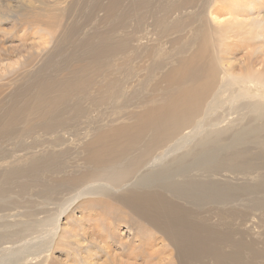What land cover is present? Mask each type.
Listing matches in <instances>:
<instances>
[{"label": "bare ground", "instance_id": "6f19581e", "mask_svg": "<svg viewBox=\"0 0 264 264\" xmlns=\"http://www.w3.org/2000/svg\"><path fill=\"white\" fill-rule=\"evenodd\" d=\"M74 1V5L85 3V0ZM86 1L90 16L87 14L84 18L98 20L96 11L102 12L100 23L114 19L112 16H118L117 19L121 20L125 14L136 15L152 4V0ZM161 1L155 0L154 4ZM192 1L166 0L164 5L158 7V18L153 16L154 27L170 34L184 30L182 27L185 24H195L194 29L186 27L188 33L172 45L174 54H162V49L153 52L148 45L139 44L140 39L133 45L137 49V57L145 59L143 62L148 61L150 55L155 58L150 65H143L140 69L143 72L142 79L138 80L137 92L131 101L122 100L127 89L117 85V78L110 81L103 77L113 57L129 53L132 46L128 48L120 40L115 44L108 41L107 44L108 39L102 38L93 47L89 43L83 44L85 56H94L86 60L85 57L78 60L69 58L63 64L65 69L57 73L54 69L56 76L65 74L62 78L50 79L38 75L30 78L11 95L5 96L7 99L0 98L1 146L12 142L17 144L18 137L22 135L21 130L26 131L30 127L42 131L45 137L43 145H39L38 141L27 145L28 150L35 151L29 158V166L35 177L41 176L43 172V162H40L36 152H42L44 148H38L49 143L51 150L64 145L67 123L79 113L88 111L79 109L77 103L89 96L93 83L99 93L98 98L93 100L95 104L103 103V95L106 94L118 105L120 111L112 123L131 121L130 124H115L108 130L105 124L101 126L103 130L77 147L80 156L72 169L78 168L81 171L64 177L49 191L50 198L54 194L55 200L60 202L58 206L63 208L46 233H35V226L25 225L23 228L17 227V224H0V264H51L54 261L51 255L54 250L60 246L64 249L70 246L72 249L71 245L77 247L73 251L79 252L76 255L86 264L85 256L88 259L94 257L95 248L98 247L87 241L90 235L78 222H74L68 232L62 229L61 219L67 217L82 200L96 198L114 201L119 206L114 210L99 209V213L91 214L88 219L94 222L91 235L98 234V239L101 238L105 244L107 254L118 241L122 247L121 255L131 261L147 264L159 256L160 250L156 251L152 247L154 234L147 235L143 230L148 226L175 249L178 264L201 262L204 259L211 260L213 264H255L258 258H264V249L257 250V243L244 241L241 237L236 239L234 236L238 234H232L230 230H216L207 224V220L197 217L195 211L166 197V194L171 197L182 195L189 197L193 205L204 204L211 210L216 205L218 212L228 214L230 211L232 214L240 206L234 205L240 203V197L264 193L263 174L254 171L255 159L250 158V151L245 149L246 145L256 144L264 152V12L254 7L251 0H213L203 5L195 17L196 21L190 20L187 23L174 20L169 21L168 26L167 17L181 7L186 8ZM6 2L9 5L16 3L18 7L31 12L36 11L33 10L35 4L44 9L49 7L45 0ZM262 2L264 7V0ZM13 6L8 11L0 0V23L10 17L15 10ZM15 16L16 21L22 17L18 11ZM222 16L226 20L219 22ZM67 31L62 32L58 45L63 40L68 47L77 39L75 34L71 36ZM143 32L144 29L140 30L138 36ZM239 44L245 49L254 50L260 57L250 60L252 54L244 53L242 58H236ZM158 58H163L161 61L164 63ZM84 60L87 63L81 70L74 69L73 65L82 64ZM86 74L94 78L88 87ZM94 75L102 77L97 84ZM2 88L0 86V92ZM130 88L128 90H133ZM149 88L151 95L135 100L138 95L150 91ZM73 97L83 99L75 102L72 108L65 111L61 109L64 101ZM92 107L91 101L89 109ZM136 109L143 111L135 114ZM71 112L76 115L71 117ZM56 124L58 131L52 134ZM51 136H55L54 141ZM1 155L0 162L7 167L19 159L3 156V152ZM24 169L15 167L9 171H0V212L5 206L3 197L14 192V188L17 189L15 193L26 192L23 185L7 183L9 178H15ZM59 169L62 171V167L59 166ZM48 172L54 174L52 170ZM224 174L235 176V180L244 183L233 182L226 187L222 180L226 179ZM247 179H252V185H246ZM254 205L255 210L264 213L262 203L255 202ZM86 206L87 209H94L93 205L90 208ZM120 208H124V211ZM123 213L129 222H125ZM15 215L10 214V218ZM6 218V215L0 214V222ZM110 226L113 230L109 229ZM120 227L127 229H124L125 233L131 236L127 243L122 239L116 240ZM224 247L229 250L223 251ZM70 248L67 249L68 256L72 254ZM243 252L248 255L245 260L241 258ZM108 262L113 263V258L109 257Z\"/></svg>", "mask_w": 264, "mask_h": 264}, {"label": "rangeland", "instance_id": "374dc122", "mask_svg": "<svg viewBox=\"0 0 264 264\" xmlns=\"http://www.w3.org/2000/svg\"><path fill=\"white\" fill-rule=\"evenodd\" d=\"M73 1L74 0H45L46 4L49 7L44 9L42 6L35 4L33 6V10H36L35 12H31V10H25L24 7H18V4L16 3L10 4L11 6H15V10L12 11L11 14L12 16L10 15V17L12 18L6 16L7 18H5L7 20L4 19V22L0 23V86L3 87L0 92V98H2L3 100L7 99V97L5 96L11 95L13 91L21 88L24 84H26V82L30 78H34L38 75L42 78H62L63 76H65V74L56 76V73L58 72V70L65 69V65L63 64L66 62V60L69 58L78 60L84 57L86 60L94 56L92 54H90L89 57L85 56L83 44L89 43L93 47L96 46V43L98 41L101 42L102 38L105 40L108 39L106 40L107 44L108 41L111 42V44H115L117 40H120L123 42V44L126 43V45H128V48L132 46L131 50H129V53H124L113 57V61L109 64V67L104 72L103 77L105 80L110 81L117 78V85L123 86L127 89L122 96V100L131 101V98H133V94L137 92L136 87L139 84L138 80L142 79L143 72H140V69L143 67V65H150L155 58L150 55L147 57L148 61L143 62L145 59L141 60L139 57H137V49L136 47H133V45H136V41L140 39L139 44L144 43L148 45V47L151 48L153 52L157 49H162V54H174L173 51L175 49L173 50L172 45L177 42L178 39H182L186 35V32L188 33L186 27H189L191 29H194L195 27V24H185L182 27V29L184 30L173 34L156 29L154 27V17L158 18V7L164 5V3H166V0H163V2H157L155 4V0H152V4L149 6V8H145L146 10L139 11L136 15L134 14L133 16H127L125 14L123 15L124 17L121 20L117 19L118 16L116 18L112 16L114 19L107 22L103 21L102 23H100L103 15L102 12L99 13L98 11H96L98 20H94L93 18H84L85 16H87V14L89 15L90 12V9H87L86 6L88 1L85 0V3L82 5H74L75 1ZM103 1L105 2V0ZM211 1L213 0H193L192 3H190L188 6L185 5L186 8L181 7V9L176 11L173 15L167 17V25H170L169 21L172 22L174 20L175 22L187 21V23H190V20L192 22H194V20L196 21L195 17L198 12L203 9V5L208 4ZM251 1H253L254 7H256L257 9L260 8V10L264 12L262 0ZM5 2L6 0H2V4L4 6L6 5V7L8 8L6 9L8 11L9 9L12 10V7L9 5V3L6 2L5 4ZM135 3L137 2L135 1ZM7 4L10 8L7 6ZM183 9H185L186 11H184ZM24 10L28 12L27 15H25L26 12H24ZM17 11L22 15V17L20 18L18 17L19 21H16L17 18L15 14L17 13ZM184 12H187V14H184ZM192 12L196 14H193ZM7 15H9V13ZM36 15L41 16L37 18ZM223 16L222 19L218 20L219 22H223L226 20V18ZM66 29L68 30L67 34H71V36L75 34L77 36V39L68 47H66V42H64L63 40L59 45L57 44L62 32ZM143 29L144 32L141 34L142 36H138L140 30ZM112 35L113 37H111ZM240 44L239 47H237L236 58H242L244 56V53L252 54L250 60L254 57H260V55L257 54V52H255L254 50L253 52L250 49H245L244 46ZM158 45L160 46V48H157ZM82 50H84V52ZM206 54H209V51H206ZM104 58L106 59L107 57ZM109 59L110 58H108L107 60ZM162 59L163 58H158L157 60L162 62ZM85 60L82 62V64H79L77 66L73 65L74 69L81 70V67L86 65L87 63L85 62ZM112 64L114 65L112 66ZM54 69L56 73L54 72ZM164 70H162L160 73H162ZM85 77V80L88 83V87L93 83L91 81L94 78H89L90 76H88L87 74ZM95 78L97 79V84L102 77L96 75ZM93 84L90 86L89 96L87 98L83 99L81 97H73V99L70 98L67 101H64V106L63 108H61L64 111L72 108L75 105V102H78V100L80 99L83 100L77 103L78 108L81 110L88 109V111L85 113H79L76 118L67 123L66 129L64 131V137L66 138V142L64 143V145L60 147H53V149L51 150V145L49 143L45 145V147L43 146L38 148H44L45 150H43L42 152H39L38 150L36 152L37 156L40 158V162H43V172L41 176L35 177L32 168L29 166V158L35 151L33 152V150H28L27 145L33 144L36 141L40 143L39 145H43V140L45 139V137L42 136V131L39 132L33 127L28 128L26 131L21 130L22 135L18 137L17 144H15V142H12L11 144L8 143L10 145H0V157H2L1 154L3 152V156L7 155V157L20 159H18V162L10 167H7L0 162V164L2 165H0V171H9L15 167H18V169L25 167L22 172H18L15 178H9L7 180V183L9 184L12 182L15 185L17 184L16 186L23 185L26 191L24 193H19V191L18 193H15L17 189L14 188V192L8 193L5 197H3L5 206L0 214L6 215L7 218L1 221L0 224H17V227L23 228H25V225L26 227L35 226V233H46V231H48L53 226L55 220L57 219V217H59L63 208H60L58 206L60 202L55 200L54 194H52V198H50L48 194L49 191L53 187H55L57 183L62 181L64 177L72 176L81 171L78 168H76L75 170L72 169V167L75 165L74 163L77 157L80 156V149H77V147L83 144L85 141L89 140L96 132L103 130L104 127L101 126L105 124L108 126V128L105 129L108 130L115 124H123L124 122L125 124L131 123V121H120L112 123V121L118 116L116 115V113L120 111L118 109V105L115 102L111 101L112 99L107 97L108 95L106 94L103 95V103L95 104L93 100L98 98L99 93L97 92V86H94ZM128 88L133 90L130 91L128 90ZM150 88V91L145 92L146 94L144 93L138 95L136 98L134 97L135 100L139 101L141 98H145L151 95L152 92ZM90 100L93 104V107L91 109H89V105L91 102ZM142 111L143 109H136L134 112L136 114ZM60 114L63 115V113ZM70 114L71 117L76 115V113L74 112H71ZM57 131L58 126L56 124V127L54 128L52 134L57 133ZM54 138L55 136H51L52 141H54ZM57 145H59V143ZM255 145L256 144L246 145L245 149L250 151L251 154L249 157L255 159L254 165L256 166L253 167L254 171H258L257 173H261V175L263 174L262 177H264V152H261V149H259V147ZM41 157H45V159ZM9 161H12V159ZM59 166L62 167V171H60ZM51 170L54 174H50L48 172ZM224 175L226 176V179L222 180L224 182L223 185L226 187L227 185L233 184V182L234 184L244 183L235 180V176H231L229 174ZM256 177L257 176H255L254 178ZM237 178L241 179V177ZM250 182L253 183L252 179H247L245 183H247L246 185H252V183ZM167 196L170 199L175 200V202H177L178 204L182 205V207L189 208L192 211H195L197 217H199L200 219H204L205 221L207 220V224L214 227L216 230H230L232 234H238L237 236L235 235L234 238L237 239L238 237H241V239L244 241L251 240L254 243H257V250L264 249V213L253 208V206H255V202L262 203L264 206V193L253 195L251 194L240 197V203H234V205L240 204V206L235 211H233L232 214L229 213L230 211L228 212V214H224L225 212H218L216 210L218 206L216 205L214 207V210H211V208L204 204L200 205V203L197 205H193L189 197H181L182 195L180 196L181 198L173 196L171 197L170 194H166V197ZM100 203L102 206L100 205ZM114 203V201H110L107 199L97 200V198L82 200L76 206H74V208L68 213L67 217L61 219V227L62 229L70 232V229H72L74 226V222H78V225L89 233L90 237H87V241L93 242V244H95L98 248H95L94 257L88 259V256H85V259H87L86 264H120V262H122V264H144L140 263L141 261H131L127 257L122 256V247L120 246V243H118V241H116L115 245H112L109 254H107L105 244L101 242V238L98 239V234H95V236L91 235V233L94 231L91 229V226L94 225V222L88 220L91 214L95 215L96 212L99 213V209L102 210L107 208L114 210L119 208V206H116V204ZM86 205H88L89 208L93 205L92 208L94 207V209H87ZM120 209L124 211V208ZM113 212L115 213V211ZM10 214L16 215L10 218ZM123 214L125 215V222H129L126 214ZM118 224L120 225V223ZM99 225L102 226L101 224ZM122 226H125V224H122ZM147 227L148 226L143 229L144 232L147 233V235L154 234L155 236L153 238V249L156 251L160 250L159 256L151 261H148L147 264H178L175 249L167 244V241H165L166 239L163 238V236L161 237L160 234H155V230L152 231L153 229ZM110 228L113 230L112 226H110L109 229ZM118 229L119 235H117L116 240L122 239L124 243H127L126 241H130V234L125 233V230L127 229L123 227H120ZM162 241H164V244ZM84 244L86 245V242ZM71 247L72 249L69 246L70 252L72 254H75L76 258H73L75 256H73L72 254L68 256L67 249L69 248L64 249L62 246H60L59 249L54 250L51 254L54 260L51 264H71V262L75 264L78 260L79 264H84L85 261L83 260V262L81 257L79 255H76V253L79 254V252L73 251V249H76L77 247H75L74 245H71ZM96 249L98 251H96ZM226 249L229 250L226 247H224L222 250L225 251ZM67 257H69V259ZM109 257L110 259L113 258V263L108 262ZM247 257L248 255L246 254V252H243L241 258L245 260ZM190 264H213V262L209 259H204L201 262L195 261L191 262ZM255 264H264V258H258L255 261Z\"/></svg>", "mask_w": 264, "mask_h": 264}]
</instances>
